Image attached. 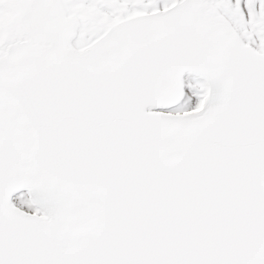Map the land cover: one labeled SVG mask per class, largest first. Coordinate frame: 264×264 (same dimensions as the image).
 I'll return each mask as SVG.
<instances>
[{
  "label": "snow or ice",
  "instance_id": "obj_1",
  "mask_svg": "<svg viewBox=\"0 0 264 264\" xmlns=\"http://www.w3.org/2000/svg\"><path fill=\"white\" fill-rule=\"evenodd\" d=\"M0 264H264V0H0Z\"/></svg>",
  "mask_w": 264,
  "mask_h": 264
}]
</instances>
